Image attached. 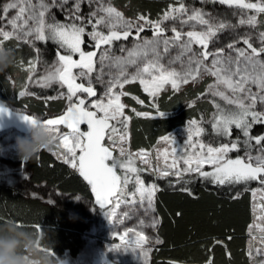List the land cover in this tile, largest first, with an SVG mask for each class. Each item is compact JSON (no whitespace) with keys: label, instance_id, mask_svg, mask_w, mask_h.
<instances>
[{"label":"snow or ice","instance_id":"snow-or-ice-1","mask_svg":"<svg viewBox=\"0 0 264 264\" xmlns=\"http://www.w3.org/2000/svg\"><path fill=\"white\" fill-rule=\"evenodd\" d=\"M201 3H218L235 9L232 15H238V22L233 24L203 8L190 7L185 0H174L156 20L143 14L135 19L125 18L111 0H72L71 3L70 0H8L0 6L3 13L0 21L7 19L5 27L10 26L11 30L0 27V48H5V42L12 39L29 45L36 54L34 59L29 60L26 67L23 60L19 62L29 73L28 81H33L37 64L42 63L43 74L35 83L41 88L60 87V97L67 101L65 111L56 118L42 120L57 134L53 154L91 186L95 203L105 209L109 221L114 226L122 225L125 219H131L141 210L144 217L149 218L147 225L145 219H139L138 227L125 228L123 233L113 232L114 236H119L120 243L112 244V250H139L147 264L152 238L143 228L159 225V220L151 214L155 212L160 188L154 182L146 185L142 173L168 179L170 185H180V191L190 196L193 193L187 185L194 178L218 187L257 182L260 187L251 189L254 221L248 226L247 255L251 264H264V135L251 134L254 125L264 124V59H261L264 31H259L256 37L259 46H254L251 32H245L233 36L232 42L226 45L227 52L225 47L214 51L209 48L219 40V34L227 30L235 33L241 26L256 29L261 24L258 16L264 14V0H201ZM85 4L90 9L87 13L81 10ZM53 9L66 13L64 22L56 19ZM13 10L15 15L9 18ZM186 25L189 30L184 31ZM145 28L152 29L151 39L141 36ZM168 31L171 36L167 35ZM85 36L90 39L86 41ZM130 37L134 40L132 48L121 47L122 54L116 56L115 42L128 41ZM37 41L57 45L51 62L42 60ZM241 41L245 48L237 47ZM86 44H90L92 50H85ZM193 45L199 48L194 49ZM19 47L17 43L16 49ZM173 48L177 55L163 63V58ZM125 52L127 55H123ZM177 62L180 70L173 67ZM130 67L135 71L129 72ZM204 75L215 77L207 91L224 101L222 106L213 100L216 111L210 121L212 132L216 137L228 138L227 142L217 146L205 143L201 137L206 129L201 121L190 120L182 150L173 136H162L158 143L162 141L170 148L155 150V164L151 152L131 151L128 126L132 117L126 115L127 105L121 100L129 95L124 90L125 85L138 81L155 101L166 87L178 92L182 85L202 79ZM96 85L102 86L99 96ZM252 85L256 86L255 92ZM32 94L27 91V85L19 92L21 97ZM132 99L144 104L139 97ZM152 107L157 116L166 115L155 102ZM131 111L137 117L153 118L151 112L136 108ZM0 113L9 114V107L0 103ZM18 114L24 121L34 122L37 118ZM81 125H86L87 130H82ZM61 126L68 131L62 132ZM233 129L239 130L242 138L237 135L231 139ZM232 152L237 153L235 158L230 156ZM206 165L210 171L205 170ZM238 197L239 192H236L233 198ZM121 206L125 210L118 212ZM35 227L38 232L41 230L39 225ZM154 242L162 243L158 237Z\"/></svg>","mask_w":264,"mask_h":264},{"label":"trees","instance_id":"trees-1","mask_svg":"<svg viewBox=\"0 0 264 264\" xmlns=\"http://www.w3.org/2000/svg\"><path fill=\"white\" fill-rule=\"evenodd\" d=\"M193 1V0H191ZM131 3L128 14L142 13L151 18H156L174 0H115ZM195 2V1H194ZM217 7L216 4H212ZM82 12L86 13L83 6ZM58 20L63 19L62 11H54ZM152 33V32H148ZM41 49L42 60L50 61L55 56V47L50 41L36 42ZM46 50H49L48 54ZM12 73V67L0 72V97L6 98L7 103H12L11 88L4 73ZM54 87L45 90L51 91ZM133 95L147 100L146 94L137 87H131ZM34 95L39 97L42 91L34 90ZM165 96V95H164ZM188 96H193L192 93ZM210 96V94H207ZM194 97V96H193ZM214 99L211 98V102ZM10 102V103H9ZM16 103V102H14ZM22 105L21 103L17 102ZM162 104V108L169 111H178L179 100L173 98ZM24 106L30 107L39 114L45 113L49 108L59 110L63 105L55 101L32 102ZM206 105L198 108L185 107L176 114L168 113L167 118H143L134 116L130 125L132 134L131 146L135 149H147L156 141L157 137L174 129L190 116L205 117ZM208 111H211L210 109ZM206 129L204 137L210 132L211 123L203 124ZM264 132V124L254 125L251 132L257 134ZM242 138V134H241ZM235 154V153H233ZM232 154V155H233ZM237 155V154H235ZM28 181L13 187L0 183V223L13 219L30 227L29 231H40L50 238L53 251L58 255L69 252L76 253L86 225L81 218L69 213L60 202L48 203L43 198L48 191H57L63 195H79L87 200H94L95 195L91 186L81 176L61 160L55 158L47 150H41L37 156L25 161ZM194 176V174H189ZM146 182L158 184L160 191L156 194L155 213L159 220L156 235L162 241L154 249L151 264H247L244 253L248 226L252 221V207L248 193L242 185L217 186L200 178L191 179L187 185L193 193L189 195L180 191V185H170L168 179H157L155 175L142 173ZM189 178V177H186ZM175 181V177L171 178ZM239 192L238 198H233ZM179 214V215H178ZM51 251V249H50Z\"/></svg>","mask_w":264,"mask_h":264},{"label":"rangeland","instance_id":"rangeland-1","mask_svg":"<svg viewBox=\"0 0 264 264\" xmlns=\"http://www.w3.org/2000/svg\"><path fill=\"white\" fill-rule=\"evenodd\" d=\"M7 2L8 0H0V6H2L3 4ZM34 2H36V0H34ZM71 2L72 0H70V3ZM111 3L119 11L123 12L125 18L135 19L138 15L142 14V13L141 14L140 13L128 14L127 12H129L131 9L130 8L131 3L129 2H121V3L119 2L117 4L115 0H111ZM185 3L190 7L203 8L206 12H210L214 16H217L221 19L230 20L233 24H236L239 19L238 15H232V13L236 10L229 9L225 5H220L216 3L217 7H215L212 5L213 3L202 4L201 0H193V1L185 0ZM83 6L86 9V13L90 11L89 7L86 4L82 5V7ZM93 7H95V5H93ZM55 10L61 11L59 9H53V12ZM63 14H64L63 19L61 20L59 19V21L61 22L65 21L66 13L63 12ZM162 14L163 13H161L156 18H151V17L149 18L152 20H156ZM0 15H3V13L0 12ZM13 15H15V10L10 11L9 18ZM55 17L58 20L56 15ZM258 20L261 21V24L258 25L256 29H251L248 26H241L235 30V33H232L231 30H227L224 33L219 34V40L215 42V44L209 45L210 50L214 51L215 48L225 47V51L227 52L228 50L226 48V45L232 42L233 36L236 34L243 35L245 32H251L253 41H254V46H259L260 42L256 37L259 31H264V14H261L260 16H258ZM6 25H7V19L0 21V27H5ZM147 29H150L151 30L150 32H152L151 28H145V31L141 33V36L143 38L151 39L153 36V32L151 34L150 33L147 34V31H146ZM5 30H11L10 26L5 27ZM88 30L89 31L91 30L90 27ZM187 30H189V27L186 25L184 26V31H187ZM167 35L171 36L172 33L168 31ZM89 39H90L89 37L85 36L86 41H88ZM17 43H20V47L18 49H16ZM51 43L54 44L53 42ZM133 43H134V40L131 37L129 38L128 41L115 42L113 46L114 54L116 56H120L122 54L120 51L121 47L132 48ZM54 46H56L55 47L56 49L57 45L54 44ZM4 47L14 49V62L11 65L12 73L9 74L8 71L4 73V75L6 76V79L9 82L8 84L11 88V95H9V97L13 101L12 103L10 102L9 103L12 105L13 109H16L19 111H29L30 110L32 113H37L35 110H32L30 107L23 105V103L25 104L26 102L28 103V99H30L32 102H36V101L37 102L39 101H44V102L50 101L51 102V101L57 100L58 102L60 101L61 104L63 105L67 104V101L64 98L60 97L61 89L58 85L53 86L54 90L45 92V90L48 88H41L35 83V80L40 75L43 74L44 65L42 63L37 64V69H36V73L33 76V81L32 82L28 81L29 73L19 66V62L23 60L24 65L26 67L28 64V61L34 59L36 54L29 45L24 44L22 42H18L15 39H12V40L6 41L4 44ZM193 47L194 49L199 48V46L197 45H193ZM237 47L245 48L246 46L241 41L237 45ZM85 50H92L90 44L85 45ZM46 52L48 54L50 53L49 50H46ZM123 55H127V53L125 52L123 53ZM176 55H177V50L173 48L170 50V53L163 58L162 62L166 64L169 57H174ZM54 58L55 56H53V58L49 62H51ZM74 58H78V57H74ZM261 59H264V56H262ZM208 63L209 64L211 63V57L209 58ZM173 67H176L177 70H180V65L178 62L174 64ZM128 71L134 72L135 68L130 67ZM214 81H215V77H212L210 75H204L202 79L198 78L195 81H189L188 84L182 85L180 88V91L178 92H174L170 88V86L166 87V89L162 91L158 97H156L155 101H153V98L149 97L147 93L143 91L138 81L125 85L124 90L128 92L129 95L121 97V100L123 103L127 105L125 109L126 115L131 116L132 118L135 116V113L131 111L132 108H136L137 111L151 112L153 113V118H158V119L167 118L169 115L168 113L176 114L179 111V109L183 110L185 109V107H189V105H191V107L196 109L201 104H203L209 107V109L211 110V111H208L209 109L207 108V113L205 117L203 116L201 119L198 118L197 115L190 116L186 120L182 121L179 125H177L174 129L168 131L165 134H161L160 136H158L154 144L151 147L145 149L152 153L154 164H155V150L157 148H160L161 150L165 147L170 148L169 145L165 144L162 141L158 143V141H160V138L162 136H173L176 140L177 146L182 150L184 140L186 139V128L188 126V122L190 120H197V121L203 122V124L205 125L208 123L210 124V121L212 120V117H213V113L216 111L213 101L211 102V98L214 99L215 102L220 103L222 106H224V101L220 100L219 97H213L207 91L208 86L210 84H213ZM25 85H27V91L29 93H33L34 90H37V92L40 90L42 91V95L37 97L34 94H32V95H25L24 97H21L19 95V92L21 90H24ZM96 87L98 89V96H99L102 91V86L96 85ZM131 87H137L142 93L146 94L147 100L144 101L141 97L131 94L130 92ZM251 87L254 92L257 90L255 85H252ZM63 91H66V89H63ZM190 93H192L194 97L188 96V94ZM207 94H210V96H207ZM175 96L179 100L178 111L173 110L170 112L169 111L170 109L162 108V104H165L164 102L175 98ZM49 97H55V99H49ZM132 97H139V99L144 101V104H138L136 100L132 99ZM17 102L21 103L22 105L18 104ZM153 102L157 104L160 111L166 112L165 116L160 117L156 115V109L152 107ZM47 111L48 113H51V111L49 110ZM131 121L128 126L129 147L131 151L135 152L140 149H135L134 147L131 146L132 134L129 130ZM259 129H262V128H256L255 131ZM61 131L66 132L68 130L65 127L64 128L62 127ZM84 131H86V129ZM25 134L26 133H20L13 128L0 132V178H2L4 181L10 180V179L11 181H13L16 179L18 180V182L21 181L20 183H22L23 179H25L27 176V170L23 166L24 160L21 159L16 149V138L18 136H24ZM251 134L254 136L264 135V132L261 134L260 132L257 131V134H253L252 132ZM237 135H241V133L239 132V130L233 129V136L231 137V139H235ZM201 138L203 139L205 143L211 142L214 146H217L221 142H227V139H228V138L216 137L214 133L212 132V130H210V132L207 134L206 137L202 136ZM54 151H56L55 147H53L52 151H49V152L53 156H55L53 154ZM233 153L237 154L236 152H232L230 153V156L232 158H235L236 155ZM240 154L242 155L243 152H241ZM253 154H255V150L253 151ZM55 158L57 157L55 156ZM4 160H6L9 164L3 163ZM161 166H163L162 161H161ZM205 170L210 171L211 169L209 166L206 165ZM145 183L147 185L153 182L145 181ZM242 186H243L242 189L244 188V190L248 193L249 199L251 201V207H252L251 224H252L254 221V215H253V198H252L251 189L259 188L260 186L257 182H250L248 185H242ZM130 189H131V186H130ZM43 198L48 203L49 201H52V204H55L56 202H60L63 205V207H65L69 211L70 214L75 215L78 218H81L86 225L85 230L80 235L81 240H80V245H79L77 252L74 254L69 253V252L60 254V256L66 259L67 264H144V258L140 255L139 250H136L134 252L131 249L127 251H125L124 249H119V250L111 249L112 244L120 243L119 236L118 235L114 236L113 232L123 233L125 228L138 227L139 219H145L146 225H147V223L149 222V218L144 217L142 210L136 215L132 216L131 219H125L124 224L122 225L116 224L114 226L109 221L108 217L105 215V209L100 208V206L95 203V197H94V200L91 202L79 195L69 196V195H63L57 191H48L46 192V194H44ZM257 203H259V197H257ZM123 210H125L124 206H121V209L118 210V212L123 211ZM256 214L259 215V212L257 211ZM151 215L154 216L156 219H158L155 212L152 213ZM156 229L157 228H150L147 226L143 228V231L145 232V234L152 238V243L149 245V247L151 248V251L148 253L147 264H151L152 253L154 249H156L158 246V244L154 242L155 239L158 237L156 235ZM246 238L247 239H246V245L244 247V253H245L244 255L246 257L247 264H251V261L249 260L248 255H247L248 242L250 239L248 232H247Z\"/></svg>","mask_w":264,"mask_h":264},{"label":"clouds","instance_id":"clouds-1","mask_svg":"<svg viewBox=\"0 0 264 264\" xmlns=\"http://www.w3.org/2000/svg\"><path fill=\"white\" fill-rule=\"evenodd\" d=\"M13 62L14 51L0 48V72ZM16 114L19 116L18 112ZM22 121L28 128L24 136L16 138V149L22 160L28 161L41 150L55 147L57 134L40 118L37 117L34 122ZM53 246L45 234L26 230L13 219L0 223V264H67L64 257L53 251Z\"/></svg>","mask_w":264,"mask_h":264},{"label":"water","instance_id":"water-1","mask_svg":"<svg viewBox=\"0 0 264 264\" xmlns=\"http://www.w3.org/2000/svg\"><path fill=\"white\" fill-rule=\"evenodd\" d=\"M0 103H4L5 106L9 107V114L0 113V131L13 128L20 133H27L28 128H27L26 123L23 122L19 118V116L16 114V112L22 113V114H30V113L13 109L1 100H0ZM30 115H32V114H30ZM58 116H55L52 118H56ZM52 118H48V119H52ZM41 120H44V119H41ZM84 126H86V125H84ZM86 128H87V126H86Z\"/></svg>","mask_w":264,"mask_h":264},{"label":"flooded vegetation","instance_id":"flooded-vegetation-1","mask_svg":"<svg viewBox=\"0 0 264 264\" xmlns=\"http://www.w3.org/2000/svg\"><path fill=\"white\" fill-rule=\"evenodd\" d=\"M147 31V34H148V32L149 31H151L150 29H147L146 30ZM0 100L1 101H3V102H5L7 105H9L11 108H13L12 107V105L11 104H8L7 103V99L6 98H1L0 97ZM66 105L67 104H65V105H62L61 107H60V109L59 110H53V108H49V111H51V113H48V111H46L45 113H43V114H37V113H32L30 110L29 111H25V112H28V113H30V114H32L33 116H35V117H38V118H40V119H48V118H52V117H55V116H58V115H61V114H63V112L65 111V109H66ZM64 128V126H61V128ZM81 129H86V127L85 126H81ZM7 130V129H6ZM87 130V129H86ZM3 131H5V130H3ZM0 132H2V131H0ZM48 151V150H47ZM49 152V151H48ZM3 163H8L6 160H4V162ZM9 164V163H8ZM24 164H25V161H24ZM23 164V166H24V168H26L25 167V165ZM29 173H27V176H26V178L25 179H23V182L24 181H28V179H29ZM21 181H19L18 182V180H13V181H11V179L10 180H7V181H4L2 178H0V183H2V184H5V185H8V186H13V187H16V186H19V185H21L22 183H20ZM91 202L93 201V200H90Z\"/></svg>","mask_w":264,"mask_h":264}]
</instances>
